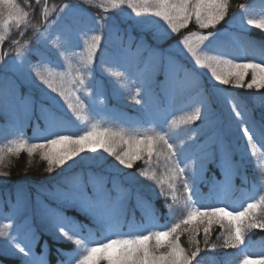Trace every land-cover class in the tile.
Wrapping results in <instances>:
<instances>
[{"label": "trees", "instance_id": "trees-1", "mask_svg": "<svg viewBox=\"0 0 264 264\" xmlns=\"http://www.w3.org/2000/svg\"><path fill=\"white\" fill-rule=\"evenodd\" d=\"M16 2L29 15L26 25H21L23 36L15 25L8 32L0 29V35L7 37L0 44V147L6 149L20 138L29 143L44 142L42 134L56 115L63 120L58 129L63 134H83L95 125L123 133L125 139L164 135L174 144L173 150L184 153L186 165L181 164L185 167L184 177L177 176L167 146L158 140L154 142L151 159L141 146V158L130 169L98 150L82 153L84 161L75 157L49 173L39 151L31 157L25 151L19 155L5 151L0 161V172L7 173L0 175V231L9 235L0 236V264H75L83 245L77 246L49 230L40 216L42 204L58 208L83 225L79 230L72 225L66 227L74 237L93 243L159 230L186 218L193 207L227 205L229 210L240 209L251 198L258 201L259 195H264V150L257 148L254 156L248 155L245 138L232 127L237 119L231 111L232 104L225 100L229 96L249 121L259 125L264 120V88H247L251 70L243 87L218 85L206 69L194 65L182 46L176 47L185 35L219 33L217 43L225 59L264 64V33L246 24L248 18L264 15V0H229L227 14L214 28L200 29L193 19L179 34L169 36H164L156 26L158 18L148 14L136 17L126 4L113 7L110 0H47L46 20L41 16L44 0L39 6L35 0ZM65 5L77 8L80 14L58 19ZM102 17L105 19L98 24L96 21ZM141 20L154 23L137 22ZM158 23L163 25L162 21ZM40 32L47 44L35 42ZM94 35L101 39L89 61L88 46ZM30 47L38 49L52 63L38 66L40 56L31 55L30 63L15 68L12 61L17 48L27 55ZM186 70L190 71L186 74ZM37 71L63 90L69 101L48 88ZM117 71L122 72L120 77L115 75ZM192 73L198 75L193 78ZM81 77L84 84L80 83ZM137 88L141 96H145L147 89L140 104L132 99ZM197 109L198 117L188 121ZM115 148L122 154L128 145L118 139ZM193 173L197 196L190 204L182 181L188 179L191 183ZM73 181L88 182L90 191L96 183L103 182L114 198L119 196L122 209L117 230L109 233L84 212L50 199L49 192ZM256 216L264 219V206L256 211ZM26 220L30 229L25 226ZM201 220L195 217L191 225L181 224L174 234L179 235L178 242L189 255L197 246L192 236L199 241L201 251L192 264H237L240 248L245 245L254 254L264 252V230H246L245 245L231 248L224 244L230 230L227 223L223 228L213 223L205 244L206 225ZM9 222L14 225L11 229L4 227ZM197 227L198 234L192 231ZM17 231V240H10L9 236ZM17 243L20 247L30 244L31 257L24 256L15 246ZM167 250L160 248L158 252Z\"/></svg>", "mask_w": 264, "mask_h": 264}, {"label": "snow or ice", "instance_id": "snow-or-ice-1", "mask_svg": "<svg viewBox=\"0 0 264 264\" xmlns=\"http://www.w3.org/2000/svg\"><path fill=\"white\" fill-rule=\"evenodd\" d=\"M27 2L28 0H26ZM40 2L41 0H35L37 6L40 5ZM110 2L113 7L126 4L127 8L131 9V12L136 17L148 14L151 17L158 18V21L155 23L164 36L179 34L181 29L187 28L193 19L200 29L214 28L224 19L229 5V0H110ZM44 3L45 7L41 10V16L46 20L47 0H44ZM29 7H31V4H29ZM65 8L71 11L72 6L65 5L60 11L63 12ZM28 15L29 13L21 8L16 0H0V29L4 32H8L11 26L15 25L19 30V35L23 36L24 32L21 29V25H26ZM107 18L111 19V17ZM58 19H62V17ZM102 19L105 18L102 17L96 22L99 24ZM159 21H162L163 25H160ZM55 22L53 21V23ZM137 22L142 24L154 23L151 20ZM246 24L264 33V15L257 18H248ZM47 31L48 29L45 28V32ZM219 35V33L185 35L177 41L176 47L182 46L183 52H186L190 56L194 65L201 69H206L210 73V77L218 85L231 84L233 87H243L245 77L248 71L251 70V81L247 83V88L251 89L253 86L257 89L264 88V64L236 63L232 59H225L224 54L219 51L217 43ZM6 38L5 35H0V44H3ZM100 39L99 35L92 37V42L88 46L89 61L95 56ZM35 42L37 44H47V38L43 32H40L35 37ZM13 43H16V41H13ZM16 51L17 56L23 57L20 62L30 63L28 58L31 55H39L38 66L52 63L38 49L28 48L27 55L22 53L19 48ZM213 52L215 54H211ZM2 59L3 57H0V60ZM12 63H17V61L14 60ZM188 71L190 70H186V74ZM36 75L48 88L53 92H57L65 102L69 101V97L65 92L54 87L50 79L42 76L39 71H37ZM115 75L120 77L122 72L117 71ZM192 75L195 78L198 73H192ZM80 83L84 84L83 77H81ZM145 96H147V89L145 90ZM145 96H141L140 90L137 88L132 99L136 104H140L145 99ZM225 100L232 104L231 111L237 118L233 122L232 127L245 138V150L248 155L254 156L257 148L264 150V120L259 125L249 121L239 104L229 96H225ZM68 107L72 108V104L69 103ZM198 115L199 109H197L195 115L188 117V121L196 119ZM62 125V118L53 115L49 127L42 134L44 142L29 143L28 140L23 138L13 141L11 142V146L6 149L0 147V161L3 160L5 151L9 155H19L20 152L25 151L29 157L34 152L39 151L41 159L47 162V171L51 173L54 167H60L67 164L68 161H74L75 157H80V160L84 161L85 156L81 155L82 153H98V150H102L104 153L114 156L119 165L130 169L133 167L134 162L141 158V146H143V151H146L149 159H151L154 142L158 140L163 141L167 146L171 158L176 164V175L184 177L185 167L181 166V164L186 165L184 153L173 150L174 144L166 139L164 135H159L155 138L150 135L144 137L132 136L129 139H125L123 133L114 132L110 129H98L95 125H92L91 129L84 131L83 134H63L58 130ZM118 139L128 145V150L122 154L118 153L115 148ZM0 175H7V173L0 172ZM141 175L145 174L141 172ZM195 181V173L192 175L191 183L188 179H183L182 181L184 191L188 193L187 201L190 204L193 202V198L197 196V189L194 187ZM160 195H165L163 190L160 192ZM48 196L50 199L56 201L58 205L75 207L79 211L89 215L109 233H112L119 227V217L122 209L120 198L119 196L114 198L112 190L108 189L103 182L96 183L90 191L88 182L73 181L66 187H57L55 191L49 192ZM196 203L199 202L196 201ZM261 206H264V195H259L258 201L255 198H251V202H248L246 207L240 209L233 208L229 210L227 205L214 207H204L201 205L193 207L183 220L171 223L159 230L141 231L131 236H114L97 240L93 243H89L82 237L71 235L66 225H72L77 230L83 228V225H79L76 221L66 217L58 208L42 204L40 216L49 230L60 233V235L77 246L83 245V250L78 254L75 264H192V261L196 259L201 251L199 241H196L195 236H192V240L197 246L190 255L186 254L178 242L179 235L174 236L177 233V229L181 227V224L191 225L195 217H201V224L206 225L203 231L205 234L204 242L207 244L211 225L217 223L223 228L226 222L230 230L224 244L226 247L238 248L241 245H245L246 230H264V219H257L256 216V211ZM165 207H169V205L166 204ZM25 226L29 229L31 227L27 220L25 221ZM4 227L11 229L14 225L12 222H9ZM16 227L19 229L20 226L17 225ZM192 231L198 234L199 228H193ZM8 235L7 232L0 231V236ZM18 236L19 231H17L16 235L9 236V239L16 241ZM153 241H155L154 247L152 245ZM15 246L19 248V251L24 256L31 257L32 248L30 244L20 247V244L17 243ZM165 247L168 249L166 252H158L160 248ZM239 256L240 259L237 264H264V252L254 254L249 251L246 245L240 248Z\"/></svg>", "mask_w": 264, "mask_h": 264}, {"label": "rangeland", "instance_id": "rangeland-1", "mask_svg": "<svg viewBox=\"0 0 264 264\" xmlns=\"http://www.w3.org/2000/svg\"><path fill=\"white\" fill-rule=\"evenodd\" d=\"M73 13L80 14V11L77 8L73 7V6H72L71 11H69L67 8H65L63 12H60L59 18L62 17V19H63L65 16H67L69 14H73ZM87 16H88V14H87ZM22 59H23V57L16 56L13 59V61L15 60V61H17V63H12V65H14L15 68H19L20 66H22L25 63V62H20V61H22ZM1 79H2V77L0 78V80Z\"/></svg>", "mask_w": 264, "mask_h": 264}]
</instances>
